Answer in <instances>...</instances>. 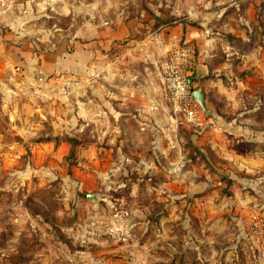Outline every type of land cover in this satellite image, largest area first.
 Wrapping results in <instances>:
<instances>
[{"label": "rangeland", "instance_id": "rangeland-1", "mask_svg": "<svg viewBox=\"0 0 264 264\" xmlns=\"http://www.w3.org/2000/svg\"><path fill=\"white\" fill-rule=\"evenodd\" d=\"M216 8L209 0H0L1 52L11 58L13 51L3 48L15 41L32 51L18 69L13 61L0 67V264H191L179 198H167L161 185L168 174L175 190L178 169L183 186L214 185L200 159L195 171L189 161L196 131L182 116L171 117L156 134H135L113 157L107 147L87 144L100 131L95 118L87 122L80 112L86 96L97 108L95 88L86 92L82 76L98 74L97 61L121 59L128 72L158 81L167 49L187 42L196 54L187 27L198 28L199 19L206 27ZM82 59L90 62L88 72ZM255 101L245 98L239 106ZM262 107L250 122L264 126ZM207 116L202 110L200 121ZM263 198L254 192L250 206Z\"/></svg>", "mask_w": 264, "mask_h": 264}, {"label": "crops", "instance_id": "crops-1", "mask_svg": "<svg viewBox=\"0 0 264 264\" xmlns=\"http://www.w3.org/2000/svg\"><path fill=\"white\" fill-rule=\"evenodd\" d=\"M209 2L217 8L208 12L207 26L202 27L204 19H199L201 26L192 30L187 27L186 36L196 47L194 86L201 91L210 114L204 122L186 125H192L196 131L192 142L198 153L197 150L193 153L195 160L189 159L193 163L191 166L195 171L194 162L200 159L202 171L217 180L208 187H186L181 179L184 173L178 169L179 183L175 190L170 186L168 174L161 186L167 198L172 194L179 198L175 205L180 215L177 217L185 224V237L188 238L182 245L183 252L191 253V264H264V259L258 256L247 236L249 220L255 212L253 205L250 206L255 201L254 192L264 193L262 182L257 186L252 183L253 179H264V151H258L260 145L264 146V126L249 120L250 113L262 110L264 106V0ZM191 13L195 17L201 14L194 10ZM15 32L22 31L18 28ZM159 44L163 46L165 43L160 41ZM3 49L13 53L9 58L10 55L6 57L0 49V67L13 61L14 69H18L24 60L31 59L32 51L24 41L18 45L16 41L7 43ZM87 62L90 63L81 60L82 71H89L91 65ZM121 62V59L102 64L97 61L96 65L101 67L98 71L111 70L109 74L102 72L99 75L98 72L82 76L87 84L86 92L90 87L95 88L97 108L92 111L93 105L89 102L93 98L86 96V105L81 106L80 112L87 122L95 118L100 131L98 139L87 144L95 142L102 149L107 147L112 150L113 157L122 154L121 147L127 145L128 139L134 138L135 134H156L166 122L170 125L169 119L181 116L165 99L159 73L158 81L148 72L139 78L122 68ZM69 64L75 65L73 61ZM54 65L53 60L48 66L51 72ZM53 80L52 76L49 82ZM3 81L0 77V82ZM37 81L42 78L38 77L35 83ZM92 82L96 84L91 86ZM213 97L218 101L216 105ZM73 98L71 92L70 99ZM245 98L256 101L252 106L241 108L239 103ZM126 130H132L134 134L128 137ZM180 148L177 149L179 158L184 156V150ZM260 204L264 207V198ZM168 205L169 202L165 203L169 209ZM183 258L188 260L186 254Z\"/></svg>", "mask_w": 264, "mask_h": 264}, {"label": "built area", "instance_id": "built-area-1", "mask_svg": "<svg viewBox=\"0 0 264 264\" xmlns=\"http://www.w3.org/2000/svg\"><path fill=\"white\" fill-rule=\"evenodd\" d=\"M196 54L191 44L184 42L167 49L159 63V78L162 92L172 110L186 122H200L202 109L194 99V68ZM258 202L253 203L256 208ZM261 206V204H260ZM259 206V207H260ZM262 208V207H260ZM259 209L251 215L247 236L258 256L264 259V215Z\"/></svg>", "mask_w": 264, "mask_h": 264}, {"label": "water", "instance_id": "water-1", "mask_svg": "<svg viewBox=\"0 0 264 264\" xmlns=\"http://www.w3.org/2000/svg\"><path fill=\"white\" fill-rule=\"evenodd\" d=\"M192 95L198 105L201 107V109L208 115L210 114V111L206 108L204 101H203V96L201 94V91L199 89H194L192 92Z\"/></svg>", "mask_w": 264, "mask_h": 264}]
</instances>
